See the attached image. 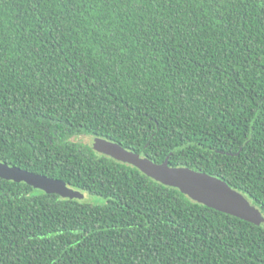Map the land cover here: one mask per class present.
Masks as SVG:
<instances>
[{
  "label": "trees",
  "instance_id": "16d2710c",
  "mask_svg": "<svg viewBox=\"0 0 264 264\" xmlns=\"http://www.w3.org/2000/svg\"><path fill=\"white\" fill-rule=\"evenodd\" d=\"M83 137L220 179L264 217V0H0V163L84 195L0 178V264H264V225Z\"/></svg>",
  "mask_w": 264,
  "mask_h": 264
},
{
  "label": "water",
  "instance_id": "95a60500",
  "mask_svg": "<svg viewBox=\"0 0 264 264\" xmlns=\"http://www.w3.org/2000/svg\"><path fill=\"white\" fill-rule=\"evenodd\" d=\"M93 149L118 162L132 165L156 182L178 189L192 201L216 211L257 225H264L259 209L240 192L224 181L189 168L171 167L168 161L156 164L149 159L126 150L122 146L101 138H94ZM0 178L16 183H26L46 194H56L64 199H80L84 195L66 185L43 175H37L8 164L0 163Z\"/></svg>",
  "mask_w": 264,
  "mask_h": 264
},
{
  "label": "rangeland",
  "instance_id": "374dc122",
  "mask_svg": "<svg viewBox=\"0 0 264 264\" xmlns=\"http://www.w3.org/2000/svg\"><path fill=\"white\" fill-rule=\"evenodd\" d=\"M81 140H83L86 143H92L93 142V140L89 137H83V138H81ZM87 200L90 202H96V203L101 201V199L96 197V196H86V201Z\"/></svg>",
  "mask_w": 264,
  "mask_h": 264
}]
</instances>
